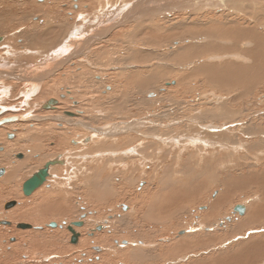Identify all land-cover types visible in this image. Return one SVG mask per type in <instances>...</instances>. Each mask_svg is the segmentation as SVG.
Listing matches in <instances>:
<instances>
[{"label":"rangeland","instance_id":"rangeland-1","mask_svg":"<svg viewBox=\"0 0 264 264\" xmlns=\"http://www.w3.org/2000/svg\"><path fill=\"white\" fill-rule=\"evenodd\" d=\"M263 14L264 0H0V119L15 120L0 168L25 166L0 177V264H264ZM83 215L76 245L48 227Z\"/></svg>","mask_w":264,"mask_h":264},{"label":"water","instance_id":"water-1","mask_svg":"<svg viewBox=\"0 0 264 264\" xmlns=\"http://www.w3.org/2000/svg\"><path fill=\"white\" fill-rule=\"evenodd\" d=\"M75 2L77 0H74ZM3 38L0 36V43L2 42ZM175 82H171L170 84L166 82V86L169 85H174ZM151 96V95H150ZM58 105V101L56 99H50L47 102H43L40 105V108L42 110H54L55 107ZM1 110V109H0ZM66 115L68 116H72V114L70 112H65ZM2 113H0L1 115ZM15 120L13 118H4V119H0V127L7 124V123H11L14 122ZM8 139H13L14 135L13 134H8ZM90 140V138H85L84 139V143L88 142ZM74 143V141L72 142ZM16 159H23L24 158V154L23 153H18L15 155ZM64 161L62 159H60V156H58L55 159L52 160H48L44 163V165L37 169L35 172H33L25 181H23L22 185H21V192L23 194L24 197H29L31 196L35 191H37L43 184H45V182L47 181V179L50 176V168L55 166V165H63ZM5 169L4 168H0V177L4 175ZM16 205V201H10L8 202L5 206L4 209L5 210H9L12 207H14ZM124 211L127 210L126 206L122 207ZM206 208V207H205ZM204 207H200L199 210H204ZM246 212V207L242 204H238L235 205L233 207V215H239V216H243ZM85 220H86V215H83L80 219L70 222L69 224L66 222H63L62 225L58 226L55 222H50L48 224L49 228H62L63 226L66 227V230L70 233V241L69 243L72 245H76L79 241L80 238V233L76 230V229H80L85 225ZM232 220L231 217H227L226 221L230 222ZM0 225H11V222L9 221H0ZM224 225V221L220 222L219 226H223ZM16 229H21V230H25V229H31L33 228L30 224H25V223H19L16 224ZM36 229L40 228V227H35ZM101 227H97L96 228V232L100 231ZM185 233V230H182L180 232H178V236L179 235H183ZM90 235H93V233H91ZM123 244H127V242L123 241ZM96 251H99V249H95Z\"/></svg>","mask_w":264,"mask_h":264},{"label":"bare ground","instance_id":"bare-ground-1","mask_svg":"<svg viewBox=\"0 0 264 264\" xmlns=\"http://www.w3.org/2000/svg\"><path fill=\"white\" fill-rule=\"evenodd\" d=\"M137 9V8H136ZM138 11V10H137ZM142 12V11H141ZM140 11H138V13H141ZM133 13H134V11H133ZM264 15V14H263ZM46 22V21H45ZM44 22V23H45ZM49 24V23H48ZM47 25V23H45L43 26H46ZM47 26H49V25H47ZM43 32V31H42ZM109 32V31H108ZM239 32H241V34H239V37H242V36H245V38H243V39H246L247 37H249L250 39H253V41H256L257 40V35L256 36H254V32L251 34V35H245L242 31H239ZM27 33V32H26ZM29 33V32H28ZM246 33V32H245ZM83 34V33H82ZM49 35V34H48ZM231 34H229L228 36H230ZM240 39H242V38H240ZM191 45V44H190ZM188 48H190V47H188ZM255 54V53H254ZM248 55V54H247ZM249 55H251L250 53H249ZM252 55H253V53H252ZM199 56V55H198ZM255 56V55H254ZM257 56V55H256ZM252 57V56H251ZM253 59H255V58H253ZM234 67V66H233ZM202 68H207V67H202ZM234 68H237V66L236 67H234ZM240 67H238V69H239ZM229 69H232L230 66H227V68H226V74H228V75H230L231 77H233L234 79H235V77H236V73L234 74V71H232V70H230V72H229ZM207 70L209 71V69L207 68ZM241 70H242V68H241ZM235 72H237V70H235ZM262 72V71H261ZM195 73V72H194ZM199 73V72H198ZM196 74V73H195ZM195 74H191V75H195ZM244 74V73H243ZM197 75V74H196ZM213 75V77H215V74H212ZM218 75V74H217ZM227 76V75H226ZM225 76V77H226ZM238 76V75H237ZM225 77H223V81H224V78ZM230 77V78H231ZM4 78V77H3ZM233 78H231V79H233ZM237 78V77H236ZM222 80V79H221ZM226 80H228L227 78H226ZM229 81V80H228ZM235 81V80H234ZM233 81V82H234ZM247 81V80H246ZM225 82H227V81H225ZM231 83V82H230ZM230 85V84H229ZM64 97V96H63ZM62 98V97H61ZM47 102V101H46ZM56 108V107H55ZM221 110H223V109H221ZM78 112H80V113H82L81 111H78ZM221 112H223V111H221ZM226 112V111H225ZM72 114V116H68V115H66V113H65V115L66 116H68V117H76L75 116V114H73V113H71ZM218 114H221V116H222V113H218ZM92 119V118H91ZM89 120V119H88ZM81 126V125H80ZM32 136V135H31ZM33 137V136H32ZM32 137L30 138V141H31V143H32V141L33 140H35L34 139V137H33V140H32ZM21 139V138H20ZM261 139V138H260ZM95 141V140H94ZM100 144V143H99ZM259 144H264V142H261V143H259ZM31 152L33 151V152H36L37 150H30ZM27 158H29L28 156H27ZM2 159H7V157L5 156V155H1L0 156V160H2ZM24 159V158H23ZM27 160V159H26ZM24 161V160H23ZM23 167H25L23 164L22 165H15V166H13V167H10V168H8V171L6 170L5 172V180H4V182H9L10 181V179L12 180H14L18 175H19V172L20 171H22V168ZM234 190V189H233ZM175 194V193H174ZM172 195V194H171ZM170 195V196H171ZM179 197V196H178ZM173 201V200H172ZM178 201V200H177ZM218 203H214V205H212V208H211V210H209V214H207L208 216H207V218H208V220H210V219H212L213 217H214V209H215V207L216 206H219L220 204H218ZM210 205V206H211ZM183 208V207H182ZM124 211V210H123ZM216 211V210H215ZM217 214V213H216ZM4 221V220H3ZM35 221H37V219L35 220ZM36 223V222H35ZM102 228V227H101ZM42 235V234H41ZM56 239V238H55ZM105 242V241H104ZM106 243V242H105ZM128 244V243H127ZM258 247V246H257ZM257 249V248H256ZM261 250V249H260ZM243 251V250H242ZM251 251V250H250ZM254 251V250H253ZM258 251V250H257ZM62 252V251H61ZM144 254H146V253H144ZM149 255V254H148ZM138 256H140V253H138ZM133 257H134V255H133ZM136 258H139V257H136ZM111 262V261H110Z\"/></svg>","mask_w":264,"mask_h":264},{"label":"crops","instance_id":"crops-1","mask_svg":"<svg viewBox=\"0 0 264 264\" xmlns=\"http://www.w3.org/2000/svg\"><path fill=\"white\" fill-rule=\"evenodd\" d=\"M46 30L50 31L51 28L48 27ZM55 38H56V36H48V35L45 36V35H43V37H41L38 40H36L35 43H36L37 46L45 47L47 43L53 41ZM54 42H52V45H53ZM63 44H65V43H63ZM52 52H54V53H52V55L50 56V60H49L51 62H52V59H53V55L56 53V51H52Z\"/></svg>","mask_w":264,"mask_h":264},{"label":"flooded vegetation","instance_id":"flooded-vegetation-1","mask_svg":"<svg viewBox=\"0 0 264 264\" xmlns=\"http://www.w3.org/2000/svg\"><path fill=\"white\" fill-rule=\"evenodd\" d=\"M18 154V153H17ZM18 160H22V159H18ZM62 225V224H61ZM93 235H94V233H93ZM69 241H70V238H69Z\"/></svg>","mask_w":264,"mask_h":264}]
</instances>
